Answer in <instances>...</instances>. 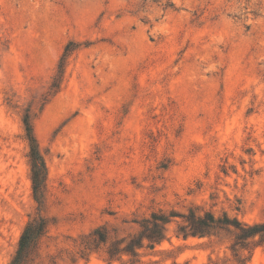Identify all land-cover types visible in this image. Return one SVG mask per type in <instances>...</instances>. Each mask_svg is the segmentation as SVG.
<instances>
[{"label": "rangeland", "instance_id": "1", "mask_svg": "<svg viewBox=\"0 0 264 264\" xmlns=\"http://www.w3.org/2000/svg\"><path fill=\"white\" fill-rule=\"evenodd\" d=\"M192 207L264 221V0H0V264L40 208L34 264H237L232 233H178ZM154 213L165 238L111 259Z\"/></svg>", "mask_w": 264, "mask_h": 264}, {"label": "trees", "instance_id": "2", "mask_svg": "<svg viewBox=\"0 0 264 264\" xmlns=\"http://www.w3.org/2000/svg\"><path fill=\"white\" fill-rule=\"evenodd\" d=\"M26 137L30 145V166L32 172L34 197L42 208L45 201V188L48 179V167L45 157L41 151L40 144L34 132L30 115L24 119ZM40 212L32 217L26 224L15 254L9 264H34L40 256V246L42 239L49 231V219ZM183 223L178 228V233L184 238L188 237H209L221 232H229L233 235L231 251L237 264H246L247 257L244 256L245 250H253L264 242V221L252 224L245 223L237 217H231L228 213L217 216L212 211L201 210L198 207H192L187 214H182ZM142 234L137 237H131L123 242L126 244L119 251L113 249L109 251L111 259L119 253H127L138 256V249L143 247L144 240L151 243H159L165 238L166 225L170 222V216L165 213H154L152 219L144 221ZM110 232L106 227H100L91 232L86 238L83 252L90 249L95 243H107Z\"/></svg>", "mask_w": 264, "mask_h": 264}]
</instances>
